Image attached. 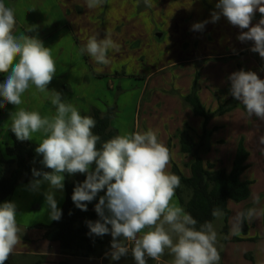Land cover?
<instances>
[{
	"label": "rangeland",
	"instance_id": "374dc122",
	"mask_svg": "<svg viewBox=\"0 0 264 264\" xmlns=\"http://www.w3.org/2000/svg\"><path fill=\"white\" fill-rule=\"evenodd\" d=\"M4 3L14 9L15 35H37L51 48L56 74L47 93L38 92L30 85L20 105L0 108V162L7 160L6 147L13 145L10 115L24 108L51 118L56 112L50 99L51 90H56L63 94L64 102L74 105L81 115H90L93 109L105 113L108 107L114 108L111 129L118 135L154 130L183 174L190 175L188 163L183 166L181 161L183 154L179 146L175 148V137L177 132H183L189 125L195 126L202 119L195 116L185 102L196 83L197 94H201L202 104L209 114L221 107H232L226 114L208 120L207 125L213 122L212 125L220 127L207 130L206 140L209 147L213 142V150L211 147L209 151L200 150L199 156L215 169L230 170L240 140H244L250 152V168L242 175L243 181L251 183L250 198L241 203L230 201L228 219L220 212L212 223L217 232L215 247L221 258L219 264H264V145L259 142L264 136V121L250 117L244 105L232 98L228 79L239 70L256 72L264 79V59L250 50L251 41L237 39L242 30L232 26L226 18L221 16L218 22H210L212 11H218L217 0H152L151 7L146 6L144 0H105L103 6L91 9L86 0H4ZM254 18L253 25L258 23L261 14L257 11ZM205 20L209 23L203 31L191 30L194 23ZM33 25L37 26L36 32H28ZM92 36L97 39L110 36L119 46L118 51H109L108 65H98L86 52L81 53L80 49ZM7 75L0 73V83ZM203 133L204 130L197 136V145ZM43 138L38 132L27 141L38 146ZM32 181L31 177H24L5 200L17 206L21 242L16 248L19 249L37 248L40 242L36 236L43 232L40 226L54 222L45 204L48 182L33 191ZM54 191L61 209L65 190ZM104 194L105 191L98 193L94 207ZM191 194L186 190L184 200L188 201ZM172 203L182 207L175 195ZM246 206L255 209L256 215L250 219L246 216L245 233L241 227L238 234H234L236 216L243 213ZM29 234L35 242H27ZM111 241L110 233L106 234L102 242L94 246L90 257L98 258L110 250ZM173 259L166 249L158 261L147 258V264H172ZM102 264H136V261L131 251L119 260H112L109 252Z\"/></svg>",
	"mask_w": 264,
	"mask_h": 264
},
{
	"label": "clouds",
	"instance_id": "9594fccd",
	"mask_svg": "<svg viewBox=\"0 0 264 264\" xmlns=\"http://www.w3.org/2000/svg\"><path fill=\"white\" fill-rule=\"evenodd\" d=\"M144 2L152 6V0ZM104 3L105 0H86L90 9ZM215 8L218 11H212L210 22H218L221 16L226 18L242 30L237 39L251 41L250 50L264 59V0H217ZM257 11L261 18L253 25ZM207 23L208 20L194 23L191 30L203 31ZM15 24L14 9L0 0V73H8L0 83V108L20 105L30 85L47 93L56 74L51 48L37 35H15ZM36 30L35 25L27 29ZM118 49L110 36L103 39L92 36L80 51L86 52L96 64L108 65L109 51ZM228 79L230 94L244 105L248 115L264 121V79L256 72L244 70L233 72ZM50 99L56 109L51 118L24 108L10 115L11 132L18 140H31L32 134L38 132L44 137L35 151L51 171L33 169V176L42 179H34L30 188L38 191L42 183L48 182L44 196L50 220L59 221L62 217L54 190L64 189V174H84L86 179L74 187L71 199L78 209L87 211V203L106 190L95 205L99 219L86 223L89 235L110 233L112 260H119L131 251L136 264H147V258L158 261L167 249L174 257L172 264H219L217 232L212 222L206 221L197 228V220L172 203L180 178L168 171L172 153L154 130L116 135L98 148L101 138L93 133L96 120L81 115L74 105L64 102L59 91L51 90ZM259 142L264 145V136ZM212 215L219 217L221 213L214 209ZM254 215L255 209H250L247 218ZM16 216L14 202L0 203V264H5L21 242ZM244 218V213L237 214L234 234H238Z\"/></svg>",
	"mask_w": 264,
	"mask_h": 264
},
{
	"label": "trees",
	"instance_id": "16d2710c",
	"mask_svg": "<svg viewBox=\"0 0 264 264\" xmlns=\"http://www.w3.org/2000/svg\"><path fill=\"white\" fill-rule=\"evenodd\" d=\"M234 99V97L232 96ZM188 104L197 117L205 120L204 133L201 137L200 144H195L188 130L180 134L181 152L191 155L194 162L190 166V177H185L178 166L172 163V174L180 178V185L175 189V196L179 200L183 209L190 213L197 220L196 227L199 228L206 221L213 223L214 216L212 212L218 209L226 216V220L230 215L228 203L230 201L241 203L247 201L250 196V185L248 181L242 180V175L250 168L248 162L250 152L244 144V140H240L232 167L228 171L226 169H215L210 162H205L200 156V150L209 151V143L206 140L207 122L213 116H222L229 112L232 107H221L212 115L202 105L198 94L197 85L194 84L192 92L185 97ZM96 120V127L93 133L100 136L97 147H101L103 142L115 137L117 132L111 129V120L114 118V108L108 107L105 113L98 109H93L90 115ZM13 145L6 147L7 160L0 162V203L5 201L12 195L17 185L24 177L41 179L42 177H34L33 169L42 172H49L51 169L46 168L42 163V156L37 155L35 149L37 145L26 141H20L14 133L10 132ZM94 167V165H93ZM65 175L64 190L65 201L61 207L62 217L59 221H54L50 226H40L44 231V239L51 243H58L61 251L65 255L77 257H90L94 251V246L102 242L103 236L89 235L87 221L99 219L96 211L87 209L82 211L73 203L71 197L74 187L78 183H82L86 176L84 174ZM186 190L192 192L188 201L184 200L183 194ZM250 207L246 206L243 210L245 218L243 219V232H246V216ZM110 227V226H109ZM227 232V228H224Z\"/></svg>",
	"mask_w": 264,
	"mask_h": 264
},
{
	"label": "crops",
	"instance_id": "0c3cea01",
	"mask_svg": "<svg viewBox=\"0 0 264 264\" xmlns=\"http://www.w3.org/2000/svg\"><path fill=\"white\" fill-rule=\"evenodd\" d=\"M198 97H199L201 103H203L201 94H198ZM200 118H202V117H200ZM204 122H205V120H204V118H202L199 120L198 124H196L195 126L189 125L185 129V130L189 131V133H190L191 137L193 138V141L195 144L198 143L196 140L197 136L200 135L202 130L204 129ZM212 123L213 122H209V124L207 125V128H206L207 130H212L215 128L218 129L220 127V126L212 125ZM181 133H182L181 131L177 132L176 133L177 136L175 137V148L177 149L179 146L180 151H181V146H180V140L178 141V139H179ZM213 146H214L213 142L211 141L210 142L211 150H213ZM188 156L189 155L183 154V156L181 157V161L183 163V166L189 165V170H190V166L194 162V159L193 158L191 159ZM171 160L174 164H176L174 162L173 158ZM170 165H171V169L169 170V172L171 173L172 164L170 163ZM178 168L180 169V166H178ZM180 171H181V169H180ZM181 173L183 174L182 171H181ZM183 175L187 178L190 177V175H185V174H183ZM94 200L87 203V209H91V210L95 211V207L93 206ZM228 208H229V203H228ZM247 229H248V227H247ZM43 232L40 235L36 236L37 242H40L38 244L37 248L34 249L33 246H31V247L28 246L26 249L15 248L13 253L10 255L9 259L7 260V264H102L103 257L111 251V249L108 250L107 252L103 253L98 258L93 257V256H91V257H77V256L65 255L61 251L60 245H59V247H57L55 245L58 243H51V242H48L44 239V233ZM29 236H30V234L28 236L26 235V238L30 239V241L27 240V242H35L34 238L33 237L29 238ZM28 257L30 259L26 260V258H28ZM31 260H35V261L32 262Z\"/></svg>",
	"mask_w": 264,
	"mask_h": 264
}]
</instances>
